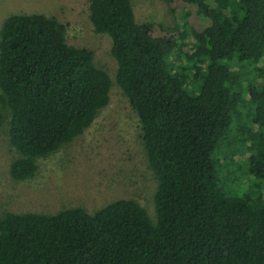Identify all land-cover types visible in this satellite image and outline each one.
Wrapping results in <instances>:
<instances>
[{
	"label": "trees",
	"instance_id": "1",
	"mask_svg": "<svg viewBox=\"0 0 264 264\" xmlns=\"http://www.w3.org/2000/svg\"><path fill=\"white\" fill-rule=\"evenodd\" d=\"M161 1L191 6L204 22L190 28L184 53L183 38L136 22L131 0H88L139 123L153 217L132 198L91 213L3 212L0 264H264V0ZM65 34L37 13L0 25V128L13 181L32 178L39 159L108 104V74Z\"/></svg>",
	"mask_w": 264,
	"mask_h": 264
},
{
	"label": "rangeland",
	"instance_id": "2",
	"mask_svg": "<svg viewBox=\"0 0 264 264\" xmlns=\"http://www.w3.org/2000/svg\"><path fill=\"white\" fill-rule=\"evenodd\" d=\"M131 4L136 22L160 24V34L183 38V53L191 46L190 28L199 29L204 23L195 8L177 1L167 4L161 0H131ZM19 13L56 17L66 26V43L91 51L95 66L108 74L111 85L108 104L90 127L39 159L32 178L13 181L9 177L12 156L5 141V128H0V215L51 214L77 206L91 213L111 201L132 198L152 218L155 181L139 139V123L115 83L116 63L109 52L110 39L96 33L89 21L88 0H0V25L8 15ZM247 83L260 87L254 77ZM235 156L236 152L227 151L225 161L236 162ZM232 169L241 173L238 164Z\"/></svg>",
	"mask_w": 264,
	"mask_h": 264
}]
</instances>
